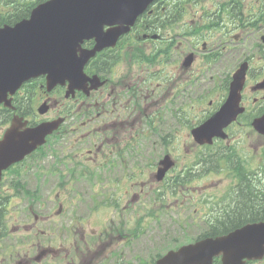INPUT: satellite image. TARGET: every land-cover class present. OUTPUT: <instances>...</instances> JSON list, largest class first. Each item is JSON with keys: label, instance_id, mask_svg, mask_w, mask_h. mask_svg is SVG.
<instances>
[{"label": "flooded vegetation", "instance_id": "obj_1", "mask_svg": "<svg viewBox=\"0 0 264 264\" xmlns=\"http://www.w3.org/2000/svg\"><path fill=\"white\" fill-rule=\"evenodd\" d=\"M227 13L234 17L231 9ZM128 46L129 41H126L123 50L126 51ZM113 57L118 58L115 63L110 62V57H101L91 65L101 76L103 85L91 92L89 96L77 93L75 98L61 101L57 92L48 93L38 89L34 84H29L15 98L16 112L0 107V138L4 136L16 117L23 119L24 122H20L19 126L24 131L27 128H35L43 122L56 120L57 116L62 115L66 120L63 133L68 136V139L64 147V159L58 165L63 163L65 167H68L70 164L82 163L89 168H96V178L91 182L86 178L93 173H80L75 176L85 179L87 183L90 182L86 188L74 189L77 187L72 185L74 176L69 175L66 178L68 184L64 190L66 196L58 212L63 214L64 220L67 221L65 239L70 248L66 252L67 257H70L67 264H75L77 252L83 254L81 264H92V261L87 258V252L105 254L117 245L116 242L125 248L129 246L130 239H124L123 235L115 237L114 234L103 235L101 232L93 235L95 239H87L85 233L84 218H86L85 210L88 206L95 208L99 213L100 208L106 204L110 210L119 212L121 196L118 186H115L116 174L121 169L125 171L130 169L132 148L128 136L135 126L134 109L131 108L136 100L145 97L144 92H146L140 84L136 83V80L141 78L143 83H149L151 78L150 74L145 77L140 74L136 76V69L133 65L132 68L129 66L127 68L128 77L132 78L125 82L121 79L125 72L124 58L118 55ZM102 59L106 61V64L98 68ZM128 62L133 64L130 58ZM43 103H47L48 110L40 114L39 108ZM49 138L51 140L48 141L47 154L43 150L39 151L29 157L25 163L19 164L20 166L16 165L18 166L16 171L12 170L16 167L14 166L5 172L0 191L6 190L7 195L2 197L0 208L5 206L9 200L10 195L8 194L14 193L22 200L26 193L37 189L45 190L55 184L57 175L56 134ZM46 158H49L47 164L44 162V166L47 167L41 169L39 162L45 161ZM76 183L78 184L79 181L77 180ZM82 198L83 201L77 204ZM127 203V208H129L130 204ZM127 208L123 207V209ZM94 212L91 211L90 216H94ZM31 215L35 222L32 225H25V229L33 233L32 237L35 242L27 250L19 249L16 253L19 262H24V264H31L32 260L36 261L40 252L42 254L56 253L52 245L45 247L39 239L40 236L46 237L52 234L48 228L43 229L42 227L46 221L50 224L51 215H39L35 212ZM101 226L104 229L103 220ZM22 236H29V234H22ZM78 240L82 242L80 247Z\"/></svg>", "mask_w": 264, "mask_h": 264}, {"label": "water", "instance_id": "obj_2", "mask_svg": "<svg viewBox=\"0 0 264 264\" xmlns=\"http://www.w3.org/2000/svg\"><path fill=\"white\" fill-rule=\"evenodd\" d=\"M76 3L79 6L76 8ZM103 11L102 6L90 0H54L38 8L30 22H24L17 28L0 30V90L18 87L26 76L21 77L24 70H53L63 74L64 59L73 48L50 47L51 36L56 35L67 23V18H93ZM136 18V11L130 15V23ZM66 33L90 38L98 36V31L88 23L73 25ZM74 41V39H72ZM94 52H92L93 55ZM73 65V63H72ZM76 66L71 69L74 72ZM63 77V75H60ZM58 78V77H57ZM226 110L219 113L223 118L221 126L232 117ZM7 158H0V164ZM262 249V252H261ZM224 252L225 264H243L242 260L262 256L264 252V224L249 225L244 229L219 239H208L204 242L184 247L179 252H171L158 264H207V259ZM261 252V253H260Z\"/></svg>", "mask_w": 264, "mask_h": 264}, {"label": "rangeland", "instance_id": "obj_3", "mask_svg": "<svg viewBox=\"0 0 264 264\" xmlns=\"http://www.w3.org/2000/svg\"><path fill=\"white\" fill-rule=\"evenodd\" d=\"M174 57L177 59L178 54L174 53ZM124 67H125V72L121 76V79H124L125 82H128L132 78V77L130 78L128 77V72H127L128 63H124ZM174 67H175L174 64H169L167 66L166 71L169 72L170 74H173L176 71ZM135 75H137V69H136ZM176 78L174 79L175 83L181 79L178 76ZM240 125H243V127L235 126L231 128L230 130V134L232 137L231 142L241 149L243 153V157L247 161L249 160L254 161L256 158H261V156L259 155V151H258L259 149L258 147L262 144L261 138L258 137L259 135H255L252 132H247L244 128L245 127L244 124H240ZM184 138L186 140L187 145L191 146V142L193 140L188 139V134H184ZM198 152H199V149L195 150V148L192 151V153H196V154ZM199 154L200 153H198L196 157ZM192 160L193 159L190 158V162ZM195 185L199 186L201 190L197 194L194 195L193 200H189L185 202L186 204L184 206V209H185L184 215H185V221H187V224L185 221L179 223L178 216L181 214L180 210L171 211L168 213H163V210H159L161 212V217L163 218V222L155 221L154 217L149 218V220L147 221V224L150 223V221L151 223L146 226L145 233L142 236L143 246L140 251L141 253H147L148 251H151V255H153L154 253L158 252L162 246L163 247L165 245L168 246V244L169 243L172 244L174 240H177L178 244H182L184 242H188L192 238H195L199 235L201 225L191 224L192 222L191 217L193 216L191 214H193V212L196 211V208H199V210L202 211V207H199L195 202L198 200V197L199 199L202 197H205V200H206L208 195L207 193L203 192L206 189L209 191V193H214L217 189L225 188L227 186V182L226 180L220 181L217 177L212 176L210 178H206L196 183ZM139 186L140 184L136 183V188H135L136 191L139 190ZM204 186H206L207 188H202ZM154 197H155L154 194H151V193L147 194L134 205V208L136 209V212H137V217H141V215H143L144 213H147L149 209L146 210V208L148 205H151L154 203ZM150 210H154V209H150ZM136 212H133V213L131 212L133 219L131 220L130 225L132 227H135V224H136V216H135ZM109 215H110V211H108L107 208H105V211L101 214L100 218L107 219ZM99 226H100V222L96 220H94L91 223V227H99ZM58 264H63V263L59 261Z\"/></svg>", "mask_w": 264, "mask_h": 264}, {"label": "trees", "instance_id": "obj_4", "mask_svg": "<svg viewBox=\"0 0 264 264\" xmlns=\"http://www.w3.org/2000/svg\"><path fill=\"white\" fill-rule=\"evenodd\" d=\"M247 206V208H246V211L247 212H249L251 209H253V211H254V208H256L257 209V207H251L250 205L248 206V205H246ZM242 212H244L243 210H239V211H236V213H235V215H234V217H235V219H233V220H231L230 222H229V220L231 219L230 217H228L227 218V220H226V223L224 222L223 223V225L221 226H217V225H215L214 227H212L211 228V230L209 231V235H215V234H218V233H220L219 231L220 230H223V231H228V229L230 230V229H234V228H236V227H238L239 225H234V223L235 224H240V222L241 221H243V218L244 217H247V216H250V217H257V215L256 214H252V215H250L249 213H247L248 215H246V213H242ZM233 222V223H232Z\"/></svg>", "mask_w": 264, "mask_h": 264}]
</instances>
